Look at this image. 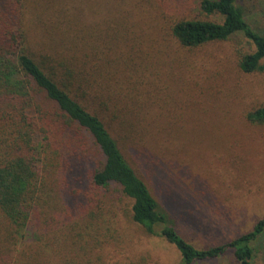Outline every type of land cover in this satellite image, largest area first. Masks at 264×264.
<instances>
[{"label": "trees", "instance_id": "1", "mask_svg": "<svg viewBox=\"0 0 264 264\" xmlns=\"http://www.w3.org/2000/svg\"><path fill=\"white\" fill-rule=\"evenodd\" d=\"M100 1L98 8L99 0H0V264L16 263L19 242L32 232L70 227L83 241L91 237L114 186L132 199V220L174 244L182 264L229 252L237 264H256L264 216L199 248L126 152L167 161V136L179 141L192 130L184 131L187 121L173 109L179 92L167 83L176 69L179 86L199 79L204 61L186 51L241 36L250 47L237 52L238 67L263 73L264 33L238 0H194L191 16L170 22L155 10L161 0ZM248 118L264 122V106ZM74 211L85 220L79 231L69 222Z\"/></svg>", "mask_w": 264, "mask_h": 264}, {"label": "rangeland", "instance_id": "2", "mask_svg": "<svg viewBox=\"0 0 264 264\" xmlns=\"http://www.w3.org/2000/svg\"><path fill=\"white\" fill-rule=\"evenodd\" d=\"M238 2L245 6L254 27L264 33V0ZM161 3L155 10H161L167 22L182 14L191 16L196 10L194 0ZM249 47L247 39L238 36L186 51L191 58L204 61L199 79L193 77L190 84L179 86L183 80L179 81L176 69L167 83L172 94L179 92L173 109L187 121L184 131L189 126L192 130L181 134L179 141L167 136V161L126 152L160 204L175 217L179 231L199 248L235 238L264 216V122L248 118L251 111L264 106V72H243L236 58L240 49ZM86 185L77 184L75 189L84 190ZM107 199L99 229L91 237L83 241L70 227L32 232L19 242L21 250L11 264H79L88 258L87 264H182L174 244L147 233L132 220V199L120 187L114 186ZM70 215L69 222L79 231L85 220L76 211ZM75 238L81 241L73 246ZM84 242L93 245V255L84 251ZM263 245L257 250L256 264H264ZM198 264L237 261L229 252Z\"/></svg>", "mask_w": 264, "mask_h": 264}]
</instances>
